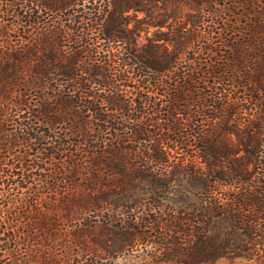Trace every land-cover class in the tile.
<instances>
[{
	"label": "trees",
	"instance_id": "trees-1",
	"mask_svg": "<svg viewBox=\"0 0 264 264\" xmlns=\"http://www.w3.org/2000/svg\"><path fill=\"white\" fill-rule=\"evenodd\" d=\"M89 1L0 0V264H264V0ZM181 173L197 209L164 193Z\"/></svg>",
	"mask_w": 264,
	"mask_h": 264
},
{
	"label": "rangeland",
	"instance_id": "rangeland-1",
	"mask_svg": "<svg viewBox=\"0 0 264 264\" xmlns=\"http://www.w3.org/2000/svg\"><path fill=\"white\" fill-rule=\"evenodd\" d=\"M87 1V0H85ZM89 1V0H88ZM104 3L102 5H105L106 0H102ZM90 2V1H89ZM104 7V6H103ZM158 12V10H157ZM145 12L144 11H136L135 9L131 8L128 12V20H129V26L136 28V35L137 43L139 45L148 44L150 42V38H158V43L166 44L167 40L165 39V34L163 33L165 30L168 29V27H159V26H153V25H143L139 27V21L138 19H145ZM161 16V15H160ZM157 17L156 19L160 18ZM221 30V28H218ZM222 38L226 36L224 33L219 34ZM225 49V48H224ZM155 86V85H154ZM122 90L126 94H132L137 95L140 91L133 89L132 87H123ZM211 85H207L206 88H204L202 91H193L191 92L193 95H207L210 93ZM145 95L142 99L144 102L147 103H154L155 101L165 106L167 103L169 104L172 99L170 98L171 93L166 90H160L156 87H150L149 89H144L141 91ZM223 92H234L228 89H224ZM194 102V101H193ZM232 136V133H230ZM145 141L142 145H145ZM141 145V146H142ZM190 148L193 146H189ZM176 148V147H175ZM193 149V148H192ZM180 150V149H179ZM194 150V149H193ZM177 175V174H176ZM230 188V189H229ZM228 190H232V185L230 183H220V187L218 191L215 193L219 195L220 197L226 196V192ZM165 195H168L170 197V200L176 201L177 210H192L194 209L195 205H201V202L203 200V203L205 204L207 195L209 194V191L204 188L202 180L194 177L191 173L188 174H180V178L173 177L168 189L164 192ZM197 209V208H195ZM202 218H200V223L202 226H207L209 229H211V232L213 235H215L218 242L224 243V247H230L232 245V217L226 216V215H216V214H210L207 213V215H202ZM157 264V263H152ZM163 264H174V263H163ZM199 264H258L256 261L252 259H246L244 257H232V254L226 253L222 256H219L215 259L208 260L201 262Z\"/></svg>",
	"mask_w": 264,
	"mask_h": 264
}]
</instances>
